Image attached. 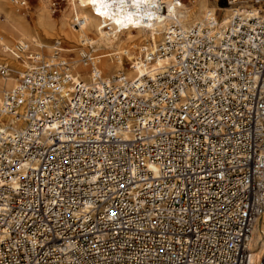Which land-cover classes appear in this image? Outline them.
I'll return each instance as SVG.
<instances>
[{"label":"built area","instance_id":"built-area-1","mask_svg":"<svg viewBox=\"0 0 264 264\" xmlns=\"http://www.w3.org/2000/svg\"><path fill=\"white\" fill-rule=\"evenodd\" d=\"M226 4V23L140 44L136 61H167L133 80L75 81L58 42L41 58L12 48L27 59L18 73L0 63L17 78L0 96V264H264L250 249L264 217V0Z\"/></svg>","mask_w":264,"mask_h":264},{"label":"bare ground","instance_id":"bare-ground-1","mask_svg":"<svg viewBox=\"0 0 264 264\" xmlns=\"http://www.w3.org/2000/svg\"><path fill=\"white\" fill-rule=\"evenodd\" d=\"M68 14L57 23L52 18L46 7L35 9V21L29 24L21 15V9L10 4L8 0H0V13L4 14V21L0 26V50L9 53L8 59L15 60L17 65L11 69L18 73L26 66L27 58H23L21 64L12 50L15 45L30 46L31 53L28 57L50 56L55 43L67 45L63 52H74L75 45L89 48V52L79 49L78 59L71 63V73L75 81L90 82L95 76L103 79H112L122 74L126 80H133L147 73L149 69H156L165 63L163 59H157L151 65H146L137 60V48L142 43H148L153 50L164 40V35L171 31L173 26L182 30L201 24L208 16L219 17L222 23H226L230 17V9L209 6L206 0H190L189 6H178L174 0H67ZM162 7V12L159 10ZM21 11V12H20ZM70 18L74 25H70ZM149 20L147 27H140V20ZM76 23V24H75ZM174 33V31H172ZM15 40L14 46H6L9 39ZM43 41L54 40V45H48ZM28 45H27V44ZM45 50L51 52L45 56ZM28 51V50H27ZM49 54V53H48ZM95 57V71L90 69L84 58ZM92 56V57H93ZM136 61V62H135ZM132 65L131 68L129 65ZM17 83L15 75L0 77V96L11 89ZM16 127H20L19 121L14 118L6 119ZM261 223V225H259ZM255 227L250 242L252 263H258L264 259V217Z\"/></svg>","mask_w":264,"mask_h":264},{"label":"rangeland","instance_id":"rangeland-1","mask_svg":"<svg viewBox=\"0 0 264 264\" xmlns=\"http://www.w3.org/2000/svg\"><path fill=\"white\" fill-rule=\"evenodd\" d=\"M209 4V6L212 7H216V8H221L222 10L227 8V4H226V0H206ZM190 0H182L181 4L183 6H189L190 5ZM40 7H46L47 11L49 12L52 21L57 23L63 16H66L68 14V2L67 0H31L30 1V8L27 12H21L22 17L24 18V20H26L29 24H32L36 17H35V9L36 8H40ZM2 21H4V14L0 13V26L2 25ZM70 25H74V20L70 18L69 21ZM43 43H47L48 45H54V40H48V41H43L41 40ZM60 47L63 49H67V45L64 44L61 40H60ZM6 46L8 47V49H10V47L14 46L15 44H17V42L15 40H12L10 37L7 40V42L5 43ZM27 44V43H26ZM28 45V44H27ZM73 50H76L74 52L68 53V52H64L63 56L66 57L67 59H69L72 57V61L73 60H77L78 59V50L79 49H83L86 52H89V48L82 46L80 44L75 45L73 48ZM28 52L31 53V49L30 46L28 45L27 48ZM45 56L50 55L51 52H47L45 50ZM49 53V54H48ZM9 53H2L0 50V61H6V63L11 64L12 66L17 65V62L15 60H10V58L8 59L7 55ZM93 56V54H92ZM94 57V56H93ZM95 59V57H94ZM259 225H261V223H259Z\"/></svg>","mask_w":264,"mask_h":264}]
</instances>
